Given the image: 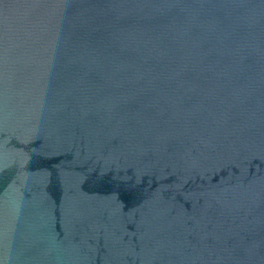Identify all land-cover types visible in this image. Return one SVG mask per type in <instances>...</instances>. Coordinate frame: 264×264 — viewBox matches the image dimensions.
<instances>
[{
  "label": "water",
  "instance_id": "1",
  "mask_svg": "<svg viewBox=\"0 0 264 264\" xmlns=\"http://www.w3.org/2000/svg\"><path fill=\"white\" fill-rule=\"evenodd\" d=\"M0 264H264V0H0Z\"/></svg>",
  "mask_w": 264,
  "mask_h": 264
}]
</instances>
